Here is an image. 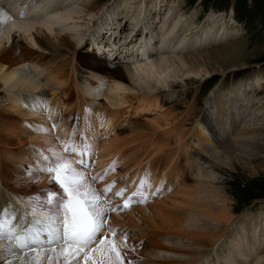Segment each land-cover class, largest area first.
<instances>
[{
	"label": "bare ground",
	"instance_id": "obj_1",
	"mask_svg": "<svg viewBox=\"0 0 264 264\" xmlns=\"http://www.w3.org/2000/svg\"><path fill=\"white\" fill-rule=\"evenodd\" d=\"M99 3L0 0V202L14 200L21 209L30 210L39 225L46 223L54 229L60 221L50 222V218L60 216L63 206L58 210L49 202V189L56 190L58 185L44 169L54 166L57 158L82 172L102 200L101 186L115 175L122 177L116 187L141 182L140 196L130 208L117 206L112 211L103 205L107 220L103 235L97 236L104 241L102 245L93 243L75 255L68 244H49L46 236L19 254L21 250L15 247L7 251L5 238L0 239V264H264V210L247 221L237 218L232 223L236 212L231 208L227 182L219 173L235 171L236 165L254 171V162L264 160V135L258 131L264 128V98L252 89L262 79L239 82L219 98L211 95L187 135L178 126L177 131H170L177 124L174 108L160 114L164 125L158 118L143 123L136 119L143 111L164 108V101H179L176 83L185 87L195 78L213 75L202 51L185 53L222 38H236L240 28L233 16L227 20L211 14L199 28L197 15L185 18L183 11L175 15L177 6L172 1L161 26L154 27L155 18L140 4L135 20L142 27V38L133 45L135 56L129 49L110 54L114 50L106 49L103 35H90L95 44L101 39L103 49L97 44L101 55L79 54L91 22L103 9H98ZM115 12L107 10L112 20L106 18V23L113 24L117 32L122 20L121 11ZM125 15L130 19L131 12L126 10ZM188 19L193 21L185 28ZM134 27L127 39H122L125 43L131 38L127 47L133 43ZM156 38L158 46H153ZM121 44L116 49L122 48ZM21 47L23 51L18 53ZM129 51L132 58L126 54ZM116 53L122 59L117 68L108 60ZM79 65L90 78L79 77ZM125 108L132 110L135 118L125 115ZM71 110L73 115L68 114ZM189 110L182 120L194 114V106ZM233 128L236 132L229 140ZM22 143L26 147L21 155L13 147ZM184 144L186 149L180 152ZM73 145L75 154L69 151ZM81 151L83 165L78 163ZM168 151L184 157L175 168L163 166ZM186 173L191 176L188 183L184 181ZM180 180L186 184L178 191L181 197L177 203L172 202L170 208H163L158 200L148 203L162 184L167 182L164 191ZM63 199L65 194L59 196ZM20 208L17 216L26 218ZM234 223L236 228H232ZM221 239L224 241L219 242ZM112 243L121 253L119 261L111 259L114 253L103 251Z\"/></svg>",
	"mask_w": 264,
	"mask_h": 264
},
{
	"label": "rangeland",
	"instance_id": "obj_2",
	"mask_svg": "<svg viewBox=\"0 0 264 264\" xmlns=\"http://www.w3.org/2000/svg\"><path fill=\"white\" fill-rule=\"evenodd\" d=\"M172 1L174 6H177L175 8L174 14L176 15L183 11L185 18H187V16L196 14L199 28L207 21V18L211 14L224 16L227 20H229V18L233 16L234 22L237 24L236 28H240V31L237 33V35H235L236 38H222V40H218L217 43L210 42L207 45L199 47V49L186 51L185 54L202 51L204 57L206 56L208 58L207 59L205 57L207 65L213 75H207L205 78L201 79L195 78V80H191V82L188 83V86L186 85L185 87L184 85H182V83H176L175 91H177V94H180L179 101L175 100L171 102L167 100L164 101V105L166 107L164 106V108L162 109L159 108L157 111L152 110V112L143 111L139 115H137V123H143V121H145V119L147 120V118L155 120L158 118L160 120V123L164 125L165 122L162 121L163 116L161 117V115L166 114L167 112L165 111L172 110V108H174L172 110V113L177 115V124L176 126H172V130L170 131H173V129L175 130V128L177 131L178 126L180 130L182 127L184 133L187 135L190 132L189 129H192L193 126L196 125L197 120L202 116V113L207 105L206 101L208 98H210L211 95L216 94L217 96H222L223 91L231 90L237 83L242 81H249L251 79L256 82V79L260 77L262 81L259 80V82H256L255 84L257 85L255 87L253 85L252 89L259 98H264V0H155V2L150 0H100V3L97 4V6H100L98 7V9L102 7L103 9L97 12L94 20L91 22V25L89 27L90 30H87V38L78 47V53L84 55L86 54V52H89L90 54L95 52L97 53V55H99L100 53L98 52L99 50L97 44H100L99 48L101 49V39L97 44H95L94 39H92L90 35H92L93 37L99 36L100 38L103 35L105 36V45L107 46L106 49H109L110 51L114 50L110 54L115 53L120 49H129L130 51H133L135 56L133 45L140 42V38H142V27H138L137 20H135L139 5L145 4L147 6V14H151V17H153V19L155 18L153 25L154 27H156L161 26V23L168 11V6ZM130 5L133 6L129 7ZM113 8L114 10L116 9L115 13H120L121 11V16L119 15V18L121 17L122 21L119 22L120 26H118L117 32L115 31L116 27L113 24L109 26L106 23V18H108L107 21L109 22L112 20L110 17L111 15L108 16L107 10L113 13ZM126 10H129L131 12L130 19L132 21H130L128 15H125ZM192 21L193 19H188L185 28L190 27ZM131 23L132 25H135L133 37L131 36L133 43L129 45V47H127V44L131 42V38L128 39L125 43V40L122 39H124V37L126 38L132 30ZM115 25H118V23H115ZM114 34L116 37L114 36ZM108 38H112L111 41H109ZM158 40L159 39L156 38V40L153 42V46H155L156 44L158 46ZM119 43H122L121 46L123 47L116 49V46ZM106 49L104 50L107 51ZM17 51L18 53H21L23 51V48H17ZM130 51L129 54H126L129 55L130 58H132L130 56ZM104 53L105 52H103V54ZM126 54L125 57L127 56ZM119 56L120 54L116 53L112 56H109L108 59L112 64L114 63L113 65L116 68L118 67V65L120 66V64H122L120 62L122 59ZM209 57L214 59L210 60ZM54 58L57 61L59 60L58 57ZM102 58V61L104 62V56ZM78 68L77 70L79 77L85 76L87 78H90V75L84 72L83 67L79 65ZM218 88L219 91H216ZM185 93L187 95H185ZM243 98L245 99V96ZM195 103L197 104L195 105ZM193 106L194 111H192V113L194 114H192L190 118L188 117V120H182L187 111L191 112L189 108ZM128 109L129 108H125V115H129L130 118H135V115L132 114L133 111H130ZM68 114L73 115L74 111L71 110ZM159 115L160 117H158ZM77 122L78 120L76 121V123ZM181 122L183 123V125H181ZM238 127L239 125H237V128ZM168 130L169 129H167L166 131L169 132ZM233 130L234 132L230 136L229 140H231L232 136L236 132V128H233ZM258 131L260 132V134L264 135V128ZM55 133L56 132L54 131V134ZM78 135L79 131H76L75 136ZM15 141V143H17L18 139H15ZM22 144L15 145V148L13 147V150L16 153L25 154L23 152L25 151L24 149L26 147V143H24L23 145ZM138 149L139 147L137 148V150ZM169 149H171V147H169ZM185 149L186 144L182 146L180 152ZM62 150L64 152L67 151L66 148L65 150L63 148ZM140 150L142 151V149ZM131 155L132 154L130 153L129 158L131 157ZM183 158L184 157L182 156V154L180 158V153L172 154V151H168L163 157V166L175 168L178 165L179 161L182 162L181 159ZM204 159L206 161V157H204ZM254 163L256 168L254 171H250L239 165H236L235 171H229L228 169H219V173L223 176L224 181L227 182L226 188L229 190L231 200L233 201H231V208L236 212L231 221L232 223L236 221L235 219L237 218L239 219V221H247L248 217L255 216L256 213L259 214L260 211L262 212L264 210V160L260 159ZM189 164L190 161H188V166ZM49 166L53 167L51 165ZM120 170L124 171L122 168H120ZM48 175L54 176V173L48 172ZM116 179L117 181H120L122 179L121 175H117ZM189 179H191V176H189V174L185 175L184 181L186 183L190 181ZM184 181L180 180L176 183H172L168 185V189L164 191H161V189L167 186V182L162 184L164 187H161V189L159 188L160 190L157 189L156 193L150 196L148 203H152L153 201L157 202L156 200H158L157 203H159L160 205H164L163 208H170L172 206V202L177 203L180 200L179 197H181V193H178V191L180 188H182V185L185 183ZM49 191H53V189H49ZM176 196L177 198H175ZM155 214V212H152L153 216ZM236 226V223H234L232 228H236ZM257 230L258 229H256V231ZM223 241L224 240L221 239L219 242ZM144 244L145 243H140L139 245L143 246Z\"/></svg>",
	"mask_w": 264,
	"mask_h": 264
},
{
	"label": "snow or ice",
	"instance_id": "obj_3",
	"mask_svg": "<svg viewBox=\"0 0 264 264\" xmlns=\"http://www.w3.org/2000/svg\"><path fill=\"white\" fill-rule=\"evenodd\" d=\"M69 151L72 154L77 152L73 145ZM84 152H80L81 159L78 161L80 165L84 164ZM47 159V157H44ZM44 171L54 173L53 183L58 185V188L49 191V202L56 205L57 209L63 206V213L60 216L50 218L59 220L54 229L45 228L43 231L47 232L48 243H63L68 244L73 254L85 252L93 243L103 244V240H97L98 234L103 235L104 223L107 220V215L104 211L103 205L107 203L101 199V195H97L88 185L84 174L78 171L70 162H62L61 158H57L53 167H47ZM96 179V178H93ZM62 190V193L61 191ZM109 189H105L108 191ZM126 189L116 193L117 196L123 197ZM91 193V194H90ZM65 194V199L59 200V196ZM133 196L140 195V193H133ZM131 198L125 200L123 207L129 206ZM59 200V202H57ZM115 210V209H111ZM70 213V215H69ZM9 215L8 210H4V216ZM15 217L12 216L9 220H0V239L7 238L9 241L7 251L11 252L13 244L20 249L19 254H23L25 250H31L37 243L40 236V231L34 229H22V226L12 223ZM39 223V221L35 222ZM115 234V230H112ZM59 234L57 237L56 234ZM126 239V237H125ZM95 251V249H92ZM109 253L115 255L111 257L119 261L121 253L115 243L111 247L104 249ZM16 255L17 253H13ZM87 257V253H85Z\"/></svg>",
	"mask_w": 264,
	"mask_h": 264
}]
</instances>
